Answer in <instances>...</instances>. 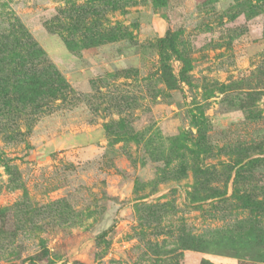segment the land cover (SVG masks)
<instances>
[{"label":"rangeland","instance_id":"obj_1","mask_svg":"<svg viewBox=\"0 0 264 264\" xmlns=\"http://www.w3.org/2000/svg\"><path fill=\"white\" fill-rule=\"evenodd\" d=\"M0 157V264H264V0H0Z\"/></svg>","mask_w":264,"mask_h":264},{"label":"trees","instance_id":"obj_2","mask_svg":"<svg viewBox=\"0 0 264 264\" xmlns=\"http://www.w3.org/2000/svg\"><path fill=\"white\" fill-rule=\"evenodd\" d=\"M152 2L156 5L161 4V0H152ZM36 52L37 51L34 50L31 54L37 56ZM42 85L43 83L41 82V80L29 78V79H24V80L23 79L16 80L15 82L12 83L11 88L13 89V93L23 94L26 96L33 95V97L36 98V96L40 95V93L38 92ZM2 162H3V159L2 157H0V163Z\"/></svg>","mask_w":264,"mask_h":264}]
</instances>
